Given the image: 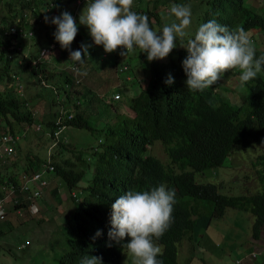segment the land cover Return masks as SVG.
<instances>
[{"label":"trees","instance_id":"16d2710c","mask_svg":"<svg viewBox=\"0 0 264 264\" xmlns=\"http://www.w3.org/2000/svg\"><path fill=\"white\" fill-rule=\"evenodd\" d=\"M68 1L72 0H0V159L6 161L0 175V199L4 195L2 189L11 190L12 208L18 211L26 207L27 203V193L23 194L19 189L20 174L22 171L27 172L29 168H37L46 160L45 152L53 140L51 122L47 121L46 138L37 137L34 130L29 132L35 136L37 157L22 156L27 160V165L17 153L6 150L8 147L6 141L2 140L3 134L16 133L15 128L19 129L20 122L30 124L33 121L30 111L33 100L27 99L26 90L30 89L33 99L41 98L40 91L44 87L40 81L43 80L53 86L58 95L70 92L81 99L88 94L89 104H94L93 107L98 103L104 106V94L99 89H93L92 93L82 91L84 85L80 74L83 68H88L94 50L89 49V55L82 63L69 60L70 51L61 49L55 41V25L50 22L46 24L41 19L43 15L50 13L52 7L56 10L51 17L59 16L66 11L65 4ZM143 1L144 5L138 8V14L149 18L152 29L163 20L157 11L160 5L170 12L168 5L186 2ZM82 5H86V2H82L79 7ZM43 8H46L45 13ZM27 11L35 18V23L40 25V30L46 31L43 34L45 47L49 53H53L51 59H55L54 63L61 69L58 73H54L56 68L53 66L48 70L44 68L50 54L40 55L37 62L38 54L35 56L33 53H37L39 48L30 52L27 40L15 43L13 35L4 33L8 32L12 24L18 28L27 24L24 23ZM17 18L20 20L14 23ZM74 18L79 24L78 11ZM210 20L226 26L229 31L243 28L254 43L256 57L264 55V0H206L197 28ZM187 39L188 37L183 43ZM85 41L78 30L71 51L79 50ZM11 44L24 48L20 52L9 49ZM33 44L37 45L38 42ZM180 45L177 43V47L165 61H146V55L137 50L140 58L141 55L145 56L143 60L148 65L147 80L132 96L118 90L121 82L115 84L119 86L113 88L110 99L105 101L108 105L110 101H119V105L113 108L114 121L108 123L105 113L101 115L100 119L106 122L102 130L98 131L97 137L95 135L98 142L89 147L86 160H76L88 170V175L83 169H74V163L68 170L58 169L69 165L68 159L58 162L53 160L54 173L63 180L66 189L74 187L81 177L87 179L85 193L80 200H72L73 210L63 225V233L70 247L54 264H81L85 256L101 258L102 264H120L123 252L127 251L122 244L127 243L128 238L121 245L109 240L111 206L127 191L151 190L160 184L174 189L176 193L171 226L155 241L162 248L163 254L157 257L162 264H180L179 247L185 261L197 256L210 260L214 251L217 255L214 264H222V256L231 258L224 241L218 242L216 246L213 241L205 238L197 247L205 232L198 234L196 224L205 227L209 219L222 217L227 208L246 211L251 217V240L247 241L246 246L243 243L236 244L240 246V256L233 257L232 264H250L251 259L252 264H264V250H252L250 243L259 240L264 232V71L244 87H239L245 88V95H242L243 90L236 91L237 94L233 95L237 97V102L233 101L232 93L231 99L225 95L230 93L231 84L239 81V73L236 71L226 72L220 85L217 83L203 91L191 92L186 88L187 77L182 67L187 51ZM120 51L117 49L113 53L116 58L113 64L119 63L115 74L126 73L129 64L125 62L132 59L130 55L122 57ZM93 59L97 60L95 57ZM118 59L121 60L118 62ZM169 76L174 81L171 85L166 83ZM125 78H129V75L126 74ZM16 85L24 88L15 90ZM113 95H117L118 99H113ZM78 98L75 100L80 105ZM54 100L56 96L53 94L51 105L55 104ZM72 102L74 110L76 104L74 100ZM78 121V117L74 115L68 125L76 126ZM248 146L260 147V151H255V157L248 159L249 173L242 172L243 191L240 194L224 195L218 192L219 187L214 183L194 181V172L222 167L231 153ZM198 203L208 204L209 218L206 222L203 209L198 207ZM97 232L100 233L99 236L96 235ZM186 238L194 242L191 248H197L196 253L186 255Z\"/></svg>","mask_w":264,"mask_h":264},{"label":"clouds","instance_id":"9594fccd","mask_svg":"<svg viewBox=\"0 0 264 264\" xmlns=\"http://www.w3.org/2000/svg\"><path fill=\"white\" fill-rule=\"evenodd\" d=\"M133 3L134 0H91L90 3L86 0V5L79 15V24H77L76 18H74L77 9H73L74 6L71 7V4L66 3V11H63L59 16L55 17L45 15L44 21L46 24L50 22L52 25H55L56 31L53 34L55 41L60 45L61 49L70 51L69 60L76 63H82L85 57H88L89 48L92 46L82 44L79 50L71 51V45L81 25L87 28L93 44L95 46H103L106 54L114 53L117 49H120V55L126 57L139 50L141 54L146 55L149 62L166 59L177 47L178 38L183 41L185 37H188L186 43H182L181 45L187 51V56L182 61V67L187 77L185 81L186 88L191 92L203 91L212 87L228 71H236L239 73L238 80L241 87H244L248 82L257 78L258 74L264 71V55H260L258 58L256 57L254 43L243 28L229 31L226 26L220 25L215 20H210L201 24L195 33L189 36L187 30L192 23L191 6L176 3L170 6L169 22L165 23L162 30L157 32L150 27L149 18L146 15L138 14L132 10ZM73 11H75L74 16L71 15ZM25 19L24 17V21ZM14 27L18 29V27L12 24L9 26L8 32L4 33L13 35L17 42L26 40L19 39L15 34L10 33V29ZM11 48L18 51L23 50V47L21 48L18 44H11L9 49ZM44 48L47 51L43 54L49 53L48 49L46 47ZM43 54L38 51V57H36L37 62H39V56ZM75 70L79 73L78 68ZM82 74L87 75L86 72ZM14 79L17 80L16 77ZM173 82L172 77L169 76L166 83L171 85ZM40 84L44 88L50 89L52 94L56 96L54 105L48 102L50 106H56L61 97L56 93L55 88L49 86L43 80L40 81ZM23 88L17 85L14 87L18 91ZM67 95L70 96V101L74 100L76 104L75 108L78 106V109H80L79 102L73 99L76 95ZM113 99H115L114 95ZM75 108L74 110L72 108L71 113L73 116H77L79 120L80 115L75 114ZM58 113L59 110L52 112L51 120H48L51 122V139L53 140L51 141V145L47 147L48 151L46 150L45 152V155L48 152L46 160L37 168L28 170L27 172L22 171L20 174L19 189L23 194L27 193L25 196L27 200L26 206L29 203L31 194L33 196L37 195L41 200L42 194L48 185L49 177H54L56 174L54 173L53 153L60 145L54 143L57 139L53 136V120ZM67 113L68 108H65L60 112V115L64 117ZM73 116L70 119L59 122L58 130L62 129L64 124L67 125V128H76V126L68 125V122ZM31 117L33 118L31 122L37 123L33 127L34 132L37 133L43 130L46 133L45 128L48 114L47 117L40 118L39 120L35 115H31ZM43 123L45 126H43ZM18 130L13 134H3V137L8 135L12 136L13 142L11 141V143L16 146L19 137L22 136V134L18 133ZM27 132H30V130H27ZM63 142L67 143L66 139L61 141V143ZM58 143H60L59 140ZM15 146L11 147L10 151ZM80 156L78 154L75 155L74 161L81 160L82 158ZM69 161V165L62 166L58 169L68 170L70 165L74 163L71 160ZM79 168L82 169L81 166ZM55 177L66 187L58 175ZM81 179H85V182H87L85 177H81ZM85 187L86 185L76 192H70L73 187L70 190L67 189L70 192L68 197L71 200V204L72 200L76 201L77 199H81L83 195H80V192L84 191ZM2 190L4 192L9 191L6 189ZM77 193H79L78 196ZM175 196L174 189H169L166 185L160 184L151 190L127 191L112 204L111 230L108 232V238L110 241H115L120 245L125 238H128V242L123 243L122 246L127 249V254L131 258L132 264H162L157 259L158 256L163 254L162 248L155 241H158L171 226L173 221L172 214L176 203ZM26 212L31 216L28 211ZM65 221L60 226L62 232ZM96 235L99 236L100 233L97 232ZM65 240L67 241L66 236ZM57 243V240H52L48 243V246L52 247V245H57ZM21 247H23V244ZM68 249L63 252L61 251L60 256ZM81 264H102V260L94 256H85L81 260Z\"/></svg>","mask_w":264,"mask_h":264},{"label":"rangeland","instance_id":"374dc122","mask_svg":"<svg viewBox=\"0 0 264 264\" xmlns=\"http://www.w3.org/2000/svg\"><path fill=\"white\" fill-rule=\"evenodd\" d=\"M71 2L72 1H68L67 3L71 4ZM143 2V0H134L132 10L139 13L138 8L143 7ZM74 3L75 1H73V4ZM73 4L71 7H73ZM184 4L191 6L192 23L187 31L189 35H192L194 34V29L199 25V17L206 7V0H186ZM168 7L170 9V5H168ZM79 8L81 9V7L77 6L75 9H77L78 11L80 10ZM45 10L46 8H43L44 13ZM55 10L56 8L52 7V9L49 11L50 13L47 16H53ZM158 10H161V8L159 7ZM43 11L41 10V12ZM161 12L162 11H160V13ZM169 14L170 12L168 14H160L163 20L160 22L159 26L154 24L155 26L153 27V30H156L157 32L161 31L164 24L169 22ZM44 17V15L41 17L42 21ZM25 18L27 24L23 27L22 32L25 34L30 33V35H32V37L30 38V35L28 36L26 34V37L23 38L26 39L29 44H31H28L27 48L31 50L30 52H34L37 48H39L38 51L40 53L45 51V41L43 34L46 31L40 30V25H38V23H35V18L31 13H29V11H27ZM19 20V18L15 19L14 23H17ZM186 38L187 37H185L184 39ZM36 41L38 42V44L32 45V43ZM183 42L184 40L181 41L178 38L177 43L179 45H182ZM86 45H92L89 49L94 50V55L90 57V63H88V69L90 70V72H86L87 75H83L82 73L84 72H81V79L84 85V89L82 91H88V93H92L93 89H99V91L104 94V106L98 103L93 107L94 104L91 105L87 102L89 95L85 94L83 98H79L80 109H78V106L75 108V114L80 115L79 121L76 124L77 127L67 128V125L64 124L63 128L58 130L59 122H63L65 119H70L73 116V114L71 113L72 101H70V96L65 94L63 95V93H61L60 101L54 107L48 104V102H50L51 100V96L53 97L51 90L48 88H43L40 91V94L48 102L42 98L33 99L30 89L26 90V97L29 100H33V105L30 107V111L32 116H34V114H37L38 120L43 114H48L47 121L51 120L52 112L59 110V113L53 120V136L57 139L54 143L59 145L58 140L61 143L62 140L66 139L69 145L66 142L61 143V145L54 150L53 160L57 162L61 159L71 160L74 162V169H80L79 167L81 166L84 173L88 175V170L85 167H82L80 161H74V156L77 154L79 156L81 155V160H86L88 158L89 147H92V145L96 143L97 140L95 138V135L97 137L98 131L102 130V127L106 122H103L100 119L103 113H105L107 121L109 120L108 123H112L114 121L113 108H116L119 105V101H110V105L105 103V101L110 99L111 91L113 90V88L115 86H119V84H115L117 82H121L118 90L123 91L127 95L132 96L133 94H136L140 90V88L145 85L148 75V65L143 60L145 59V56L141 55L140 58L136 51L134 52V56H132V59H127L125 62L129 64V70L126 73L115 74V69L119 65V63H117L116 65L113 64V60L116 59L115 55L113 53L106 54L104 52L103 46H95L92 40L91 43H87ZM33 54L36 56L38 52H34ZM45 54L50 55L46 58L47 61L44 68L48 70L51 66H53L56 68L54 73H58L59 71H61V69H59V67L54 63L55 59H51V55L53 53L51 52ZM93 57L97 58V60L93 59ZM120 60L121 59H118L117 61L119 62ZM165 60L166 59L162 61ZM146 61L148 60L146 59ZM126 74L129 75V78L127 79L125 78ZM222 81L223 80L221 78L218 82L219 85L222 83ZM239 87V81L233 82L230 87V93H225V95H227L228 98L231 99L232 93L233 101L237 102V97L233 95L237 94L236 91L241 92L243 90L242 95H245V88L241 89ZM69 94L71 96L75 95L70 92ZM76 98L77 97H73V99ZM124 99L126 102V95H124ZM96 100L97 99H95V101ZM65 108H68V113L64 117H62L60 115V112H62ZM36 124L37 123L35 122H31L30 124H28L27 122H20L19 134H22V136L19 137L17 145L15 146V144H12L10 141H6L8 148L15 146V148L10 152L17 153L22 162L26 165L27 160L22 156L35 155V158L37 157L35 136L30 134L29 132H27L26 134L27 130H34L33 127ZM43 126H45L44 123ZM15 130H17V127L15 128ZM34 135H36L37 137H41L42 139L46 138V133L43 130L38 131ZM25 138H29L27 142H25ZM6 150L9 149L6 148ZM255 151H260V147L255 148L254 146H248L247 148H244V150L237 149L227 157V159L225 160L227 163H224V166L219 168L207 169L203 172H194V181L197 183H214L219 187L218 192L224 195H238L243 191V181L241 179V176H243L244 172H248L247 162L251 156L255 157ZM5 163V160L0 159V175ZM29 170H31V168H29ZM53 178H55V176ZM53 178L45 188V193H43L44 196H42L41 200L37 195L33 196L31 194V196L29 197V203L27 204L26 208H21V211L14 210L12 208V192L10 190L4 192L3 198L0 201V264H54L56 263V260L60 256V254L64 250L69 248V243L65 240V236L62 232L61 227L58 226V224H60V219H57L66 218L71 211L69 204H67L69 203V201L67 200L68 192L65 190L64 186L58 185L57 180ZM245 181L246 179H244V182ZM85 185V179H81L75 185V187L71 189L70 192L79 191ZM51 192H54L56 196H53ZM80 193V195H83L85 192L82 191ZM45 203L49 204V206L47 207ZM207 206L208 204L198 203V207L200 209H203L204 217L206 218L204 219L205 222L207 221V218H209L207 217ZM26 211H28L31 216ZM17 213H19V215ZM27 218H35L37 221H40L38 227H41V230L37 229L35 220H30L28 222L20 221L26 220ZM43 218H45L46 220L44 221ZM250 218L251 217L249 213H247L246 211L227 208L222 217L209 219L206 224V226L208 225L207 228L206 226L202 227V224H196L199 229L198 234L201 233L202 235L203 231L205 232V235H202L200 237L199 244L196 242L198 244L197 247L203 243V240H205V238L213 241L216 246H218V242L224 241L225 247L227 248V251L229 250L231 258L222 256V264H232V258L236 255L240 256V250L238 249L240 248V246H236V244L243 243V245L246 246L247 241L251 240ZM47 219H50V225L47 224ZM199 221L200 219L198 220V222ZM24 239H27V242L25 244L23 242ZM52 240H57L58 243L57 245H52V247H49L48 243ZM19 243L23 244L21 250L16 249ZM193 243V241H189L186 238L184 244L186 255H188V253L190 252H197V248H191V244ZM250 243L252 244V250H264V232L261 234L259 240H253ZM20 246L21 245H19L18 248H20ZM220 248L223 249L222 247ZM187 249L189 251H187ZM224 250L226 249L224 248ZM178 251L180 256V264H214V262L217 260L216 251L212 253L210 260L206 257L197 256V258H193L191 260L187 259V261L184 260L185 258L181 251V247H179ZM251 261L250 264H252ZM120 264H132V260L128 257L127 251L123 252Z\"/></svg>","mask_w":264,"mask_h":264},{"label":"crops","instance_id":"0c3cea01","mask_svg":"<svg viewBox=\"0 0 264 264\" xmlns=\"http://www.w3.org/2000/svg\"><path fill=\"white\" fill-rule=\"evenodd\" d=\"M63 1H65V0H63ZM163 2V1H162ZM167 2V1H166ZM143 5H144V3H143ZM85 7V5H82L81 6V9L80 10H78V17H79V15L81 14V12H82V10H83V8ZM160 8H161V10H158L157 9V11L159 12V15L160 14H168V13H164L163 12V5H160ZM160 11H162L161 13H160ZM160 17H161V15H160ZM79 30H80V32H81V34H82V37L84 38V39H86V41H85V44H89V43H91V37H90V35H89V33H88V30H87V28L85 27V26H79ZM86 36L88 37V38H86ZM103 56V55H102ZM130 56H134V53H132V54H130ZM129 60H130V58H129ZM88 68L86 67V69L84 70V68L82 69L83 71H81V72H90V70L88 69ZM80 76H81V74H80ZM38 95H40V94H38ZM40 96H42V95H40ZM43 97V96H42ZM41 97V98H42ZM39 97H37V99H38ZM42 99H44V100H46L44 97L42 98ZM47 101V100H46ZM48 102V101H47ZM35 115V117L37 118V114H34ZM45 117H47V114H43V115H41L40 116V118H45ZM18 130V129H17ZM16 130V131H17ZM29 138H25V142H27V140H28ZM24 140V139H23ZM54 176H57L56 174L54 175ZM53 178V176H50L49 177V179H48V184L50 183V181H51V179ZM53 179H56L57 180V183H58V185H60V186H64L63 185V183H61L60 181H59V179L58 178H53ZM20 181V180H19ZM86 185H87V182H86ZM48 186V185H47ZM64 188H65V190L68 192V194H67V200L69 201V203H67V204H69V206H70V208H71V211H70V213L72 212V204H71V200H70V198L68 197V195H69V191L66 189V187L64 186ZM43 193H45V190H44V192ZM52 193V195L53 196H56V194L54 193V192H51ZM78 194L79 193H77V196H78ZM81 194V193H80ZM42 196H44V194H42ZM46 204V206L48 207L49 206V204H47V203H45ZM70 213L68 214V216L66 217V218H57V219H60V224H58V226H61V224L69 217V215H70ZM44 219V221L46 220L45 218H43ZM20 220V219H19ZM18 220V221H19ZM30 220H35V222H36V227H37V229L38 230H41V227H38V225H39V223H40V221H37L35 218H30V219H26V220H20L21 222H28V221H30ZM48 220V223L47 224H49L50 225V219H47ZM57 225V224H56ZM52 232H53V230H52ZM52 232H51V234H52ZM26 241H27V239H24V243H26ZM19 245H22V243H19L18 245H17V248L16 249H18V250H21V248H18L19 247Z\"/></svg>","mask_w":264,"mask_h":264},{"label":"built area","instance_id":"2783aa9c","mask_svg":"<svg viewBox=\"0 0 264 264\" xmlns=\"http://www.w3.org/2000/svg\"><path fill=\"white\" fill-rule=\"evenodd\" d=\"M73 1H75V3L73 4ZM86 2V0H72V2H71V5L73 4V6H74V9L77 7V6H79L82 2ZM88 1H90V0H88ZM163 11H164V13H167L168 12V9H166V8H163ZM74 14H75V11H73L72 13H71V15L72 16H74ZM22 28H18V29H16L15 27L14 28H11L10 29V33H12V34H15L19 39H23V38H25L26 37V34L29 36L30 35V33H23L22 32ZM31 36V35H30ZM47 50H45V51H43V52H41V54H43L44 52H46ZM114 96H116V97H114L115 99H117L118 97H117V95H114ZM2 140L4 141H12L13 142V137L12 136H10V135H8V136H6V137H3L2 138ZM9 150H7V151H10V148H8Z\"/></svg>","mask_w":264,"mask_h":264}]
</instances>
